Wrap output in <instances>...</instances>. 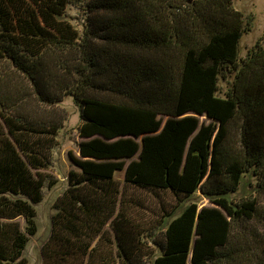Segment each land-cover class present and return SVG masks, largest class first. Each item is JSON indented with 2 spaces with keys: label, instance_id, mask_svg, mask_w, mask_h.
Returning <instances> with one entry per match:
<instances>
[{
  "label": "trees",
  "instance_id": "trees-1",
  "mask_svg": "<svg viewBox=\"0 0 264 264\" xmlns=\"http://www.w3.org/2000/svg\"><path fill=\"white\" fill-rule=\"evenodd\" d=\"M79 1L82 32L73 0H0V264L28 262L36 205L58 181L66 95L80 108L78 154L41 264H264L262 40L239 58L253 16L234 0ZM247 172L255 191L231 200ZM130 189L176 203L144 229ZM199 191L213 205L165 222Z\"/></svg>",
  "mask_w": 264,
  "mask_h": 264
},
{
  "label": "rangeland",
  "instance_id": "rangeland-1",
  "mask_svg": "<svg viewBox=\"0 0 264 264\" xmlns=\"http://www.w3.org/2000/svg\"><path fill=\"white\" fill-rule=\"evenodd\" d=\"M234 6L236 9L242 11L246 15L253 16V23L251 29L245 32L239 43V58H244L248 49L252 47L258 39H261L264 43V0H234ZM88 13L83 2L79 0H73V2L67 8V18L82 32L85 22V18ZM226 74V73H225ZM232 74L220 79L219 93L224 95L226 90L232 83ZM58 107L65 109L68 113V118L57 135L59 141L58 146L53 152V166L52 172L58 177L56 185L49 189H44V195L42 201L36 205L37 210V225L38 232L31 237L30 242L25 250V257L27 258V264H40L41 254L38 251V244L48 238L51 231V214L52 204L56 198L61 195L68 186L67 175L71 169V161L68 153L72 151L78 154V141L80 137L78 135V126L81 123L80 108L76 105L74 97L72 95H66L63 102L58 104ZM123 172L117 174V178L120 182H123ZM256 177L252 172H247L243 175L239 188L228 195L231 200H237L245 196H249L255 191ZM128 196L139 200V206H134L132 211L135 221L141 224L144 229L150 228L154 225L160 214L161 204H164L166 208L170 209L175 203L176 199L170 192H149L146 190L130 189ZM196 202L199 206L213 205V203L206 197H204L199 191L190 198H186L181 202L179 209L170 217L165 219L168 224L174 218L178 217L183 210L190 205V203ZM144 241V252H150L158 250L153 247V244L147 238ZM41 247V246H40ZM151 256L143 257L146 261Z\"/></svg>",
  "mask_w": 264,
  "mask_h": 264
},
{
  "label": "crops",
  "instance_id": "crops-1",
  "mask_svg": "<svg viewBox=\"0 0 264 264\" xmlns=\"http://www.w3.org/2000/svg\"><path fill=\"white\" fill-rule=\"evenodd\" d=\"M40 246L41 244H38V251L40 252ZM40 264H41V258H40Z\"/></svg>",
  "mask_w": 264,
  "mask_h": 264
}]
</instances>
